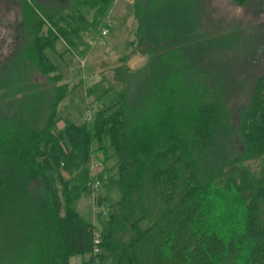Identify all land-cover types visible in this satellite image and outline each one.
<instances>
[{
  "label": "trees",
  "instance_id": "trees-1",
  "mask_svg": "<svg viewBox=\"0 0 264 264\" xmlns=\"http://www.w3.org/2000/svg\"><path fill=\"white\" fill-rule=\"evenodd\" d=\"M17 1L30 44L0 72V100L13 106L24 91L12 115L0 105V264H69L80 255L91 262L93 226L77 207L89 190L91 156L103 163L96 264H264V73L232 128L200 81L173 67L171 53L183 49L175 46L187 40L193 12L175 6L160 18L171 0H134L145 79L132 90L137 72L126 65L128 55L121 57L113 68L120 89L89 86L99 106L90 122L76 123L57 116L68 85H56L60 75L45 49L61 39L82 56L86 41L76 22L92 36L114 0L79 2L96 8L92 22L77 3L48 13L40 1ZM18 64L33 65L54 86L16 87L24 80ZM110 93L114 99L104 102ZM45 107L51 112L40 126ZM231 135L242 143L236 154ZM248 161H258L257 169ZM37 179L41 195L31 189Z\"/></svg>",
  "mask_w": 264,
  "mask_h": 264
},
{
  "label": "rangeland",
  "instance_id": "rangeland-1",
  "mask_svg": "<svg viewBox=\"0 0 264 264\" xmlns=\"http://www.w3.org/2000/svg\"><path fill=\"white\" fill-rule=\"evenodd\" d=\"M35 1H40L43 9L49 13L52 9L70 8L71 4L77 3L80 6L78 3L82 0ZM132 5L133 0L113 1L107 14L101 17L102 22H110L109 32L100 38L95 39L100 35L103 25L91 36L88 33L90 29H87L89 26L83 25L79 20L76 22L75 25L79 27L78 34H81L79 38L86 41V45L80 46V50L84 52L82 56L74 54L61 39H57L53 47L45 49L56 67V73L60 75L56 85H68L69 94L57 106V116L73 119L76 123L83 122L87 117V101L92 113L96 106H99L94 100L95 97L90 98L87 94L88 87L95 83L103 87L113 86L119 90L120 86L113 79V68L120 64L119 60L123 56H130L126 65L130 70L137 72V76L131 81L132 90L135 91V87L145 79L142 70L148 57L143 53L144 45H141V48L137 46L138 20ZM175 6L186 7L187 11L193 12L195 22L190 24L185 43L174 45L183 49H178L179 55L171 53L173 67L188 76L191 74L189 80L200 81L199 89H205L204 93L221 103L229 116V125L234 128L247 104L255 78L264 73V0H249L243 6H238L233 0H171L165 5V11L160 12L163 13L160 18L168 16ZM21 10V4L17 0H0V72L17 60L18 47L20 51H25L30 44L27 29L20 26L23 22ZM95 10V7L80 6L78 12L92 22ZM158 17L155 16L156 19ZM151 18L154 19L149 15V19ZM162 30V26L156 29ZM18 65L24 80L16 82V87L22 86L29 90V87L35 85L41 89L54 86L49 78L33 65H27L25 68ZM74 85L75 88L71 89ZM192 88L196 89L197 85L194 84ZM23 93L24 91L16 94L15 100H19L17 98H21ZM114 97L110 93L103 100L107 103ZM15 100L13 106L10 101L5 100H0V105L9 106V114L12 115L18 105ZM50 112L51 107L43 109L40 126L46 123ZM228 145L230 153L236 154L242 148L240 138L233 135ZM246 164L252 169L258 167V161H248ZM204 169L207 170L205 167ZM31 189L34 194L41 195L43 188L40 179L33 181ZM88 191L78 200L77 207L83 214H87L92 222L94 219L97 222L96 211L93 213L91 192ZM84 259L88 257H72L70 264H83Z\"/></svg>",
  "mask_w": 264,
  "mask_h": 264
},
{
  "label": "built area",
  "instance_id": "built-area-1",
  "mask_svg": "<svg viewBox=\"0 0 264 264\" xmlns=\"http://www.w3.org/2000/svg\"><path fill=\"white\" fill-rule=\"evenodd\" d=\"M108 21V20H106ZM103 23V26L101 28V32L100 35L95 37L96 38H100L102 36H105L108 34L109 32V23ZM98 40V39H97ZM89 97L91 98L92 96L89 95ZM88 99V98H87ZM92 111L91 108L88 105V101H87V117L85 119V121L90 122L92 120ZM103 168V163L98 160L97 157L95 156H91L90 159V165H89V179L87 181V186L89 188V191L91 192V201H92V205H93V211L97 210V190L100 189L101 187V181L98 178V173L102 170ZM95 211L93 213H95ZM92 226H93V251H92V260L91 262L87 263V264H96L98 259H99V254H101L102 249L100 247L101 245V232L99 230V227L96 226V220L94 219L92 222Z\"/></svg>",
  "mask_w": 264,
  "mask_h": 264
},
{
  "label": "crops",
  "instance_id": "crops-1",
  "mask_svg": "<svg viewBox=\"0 0 264 264\" xmlns=\"http://www.w3.org/2000/svg\"><path fill=\"white\" fill-rule=\"evenodd\" d=\"M61 1V0H60ZM133 2H134V0H133ZM130 57V56H129ZM129 57H128V59H129ZM60 104V103H59ZM58 109V108H57ZM65 119H68V118H65ZM72 121H73V119H71ZM74 122H76V121H74ZM61 125V124H60ZM90 222L92 223V221L90 220ZM71 259L72 258H70V260H69V264L71 263Z\"/></svg>",
  "mask_w": 264,
  "mask_h": 264
}]
</instances>
